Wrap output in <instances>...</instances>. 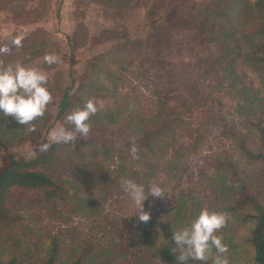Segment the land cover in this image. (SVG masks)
<instances>
[{"label": "trees", "instance_id": "1", "mask_svg": "<svg viewBox=\"0 0 264 264\" xmlns=\"http://www.w3.org/2000/svg\"><path fill=\"white\" fill-rule=\"evenodd\" d=\"M22 1L27 0H0V10ZM47 1L37 0L29 12L49 7ZM131 1L79 0L83 5L100 4L117 16ZM143 1L147 14L158 10L165 19L162 25L152 24V33L145 38L148 45L166 49L173 30L182 28L202 31L204 43L216 47L215 56L195 58L199 66L192 73L204 90L216 87L206 103L224 95L229 99L236 125L226 124L218 131L225 147L214 151L205 138V127L189 123L206 115L198 106L179 100L171 107L168 93L157 87L154 109L143 114L136 97L120 93L121 75L149 58L144 45L129 38L120 24L112 33V43L85 60L83 70L68 84L62 86L61 70L53 64L46 87L55 92V111L52 119L47 108L42 118L33 121L35 132L0 113L4 154L0 264H180L171 251L172 231L190 225L203 208L229 217L216 233L228 246L229 264H245L232 251L235 233L231 230L239 226H244L241 241L246 263L264 264V208L238 169L242 159L264 171V0H181L176 1V9L170 0ZM76 26L71 34H61L70 65L77 62L73 47L85 41L83 26L80 22ZM47 34L42 27L21 34L23 47L38 54L53 53L46 51L53 44ZM76 38L79 41L74 43ZM24 54H0V60L24 62ZM89 98L99 109L89 120L91 130L101 132L89 134L86 140L78 136L74 143H52L46 152H38L40 144L49 142L44 137L48 131ZM184 137L193 139L185 148L178 144ZM22 141L37 144L30 149L36 152L34 157L11 152V146ZM132 144L137 148L135 159ZM195 154H201V161L190 174ZM125 178L144 185L146 192L152 183L164 185L163 198L148 195L143 203L149 222L135 216L137 209L121 188ZM127 200L132 203L130 211L115 219L112 214ZM11 240L13 251L6 250ZM39 246H44L42 255L31 259L32 248ZM215 255L213 248L207 262L187 264H212Z\"/></svg>", "mask_w": 264, "mask_h": 264}, {"label": "rangeland", "instance_id": "2", "mask_svg": "<svg viewBox=\"0 0 264 264\" xmlns=\"http://www.w3.org/2000/svg\"><path fill=\"white\" fill-rule=\"evenodd\" d=\"M36 1L27 0L12 3L5 9L0 10V43L8 44L11 49L10 52L1 54L2 56L18 55L22 51L25 53L23 57L25 61L22 62L23 64L26 66H34L45 72L49 77L53 71V65L49 66L43 62V55L47 52L38 54L35 51L31 52L29 46L16 48L12 45V40L16 35L30 32L37 27H42L50 32L51 35L47 34V36L53 42V44H48L49 46L46 51L50 50L61 57L62 62L54 64L53 67H58L61 70V84L63 86L68 84L76 74H79L83 70L85 60L91 58L112 43L111 37L113 31L118 29L120 24H124L126 27L125 32H127L129 38L144 45L143 51H146L149 58L143 66H136L137 64L134 63V66L121 75L120 93L122 95L136 97L140 111L143 114H150L154 109L155 90L157 87L163 89L165 94L168 93L166 95L168 98H166L171 107H175L179 100L186 101L190 107L195 108L198 106L199 109H203L206 115L203 118H191L189 123L199 128L205 127V138L214 151L225 147L218 131L223 125H236L235 114L230 108L229 99L224 95L225 98L219 96V98H215L212 104L206 103L207 97L212 95L214 91L216 92V87L210 85L204 90L197 84L198 81L193 78L194 75L192 73L198 69V61L194 63L198 55L201 57H212L209 55L217 53V49L215 51L213 49L216 48L214 45L212 47L206 42V44L204 43L205 37L202 31L194 29L187 31L182 28H176L167 40V48L161 50L152 47V45H148L145 38L152 33V24L162 25L165 19L158 10L147 14L146 2L143 0H132L125 8L122 16L113 14L100 4L91 2L83 5L79 0H49L47 1L49 7L29 12L34 7ZM170 1L171 6L176 9L178 6L176 1L181 0ZM79 22L83 26L85 41L73 47V55L77 59V62L70 65L68 62L66 43L61 34H71L77 28L76 25ZM78 41L79 39L76 38L74 43ZM247 75L251 77L249 73ZM252 83L254 86L257 85L254 79ZM50 92L53 96V102L48 106V115L52 119L55 111V92ZM94 132L101 131L91 130L89 134ZM44 137H47V134ZM125 139L131 140L129 138ZM192 140L190 137H184L178 141V144L185 148L190 145ZM36 146L37 144L33 145L28 141H22L14 143L11 146V152L19 157L26 158L28 157L30 149L36 148ZM3 156L4 154L0 150V165L4 159ZM200 161L201 154H195L191 157L189 164L190 174L195 173V167ZM238 163V169L243 173L247 189L257 198L258 203L264 208V171L256 164H249L245 160L242 161V159ZM163 186L162 184L161 187L163 188ZM131 206L132 203L128 200L120 203L118 210L114 212L116 214L113 213L112 215L115 219H118L122 215H126L130 211ZM243 227L239 226L235 230H231V232L233 231L235 233L233 236L234 239H232V251L242 258L243 263L247 264L246 256H244L245 246L241 241L244 235ZM9 238L11 237H7V240ZM12 241H4V243L6 242V250L13 251L12 244L14 242ZM235 243L238 244V247H236ZM43 247L39 246L38 249L32 248L31 259L34 260L40 254L42 255Z\"/></svg>", "mask_w": 264, "mask_h": 264}, {"label": "clouds", "instance_id": "3", "mask_svg": "<svg viewBox=\"0 0 264 264\" xmlns=\"http://www.w3.org/2000/svg\"><path fill=\"white\" fill-rule=\"evenodd\" d=\"M23 35L16 36L12 45L16 48L23 47ZM8 44L0 43V54L10 52ZM43 62L48 65L61 63V57L55 53H46ZM48 75L34 66H26L20 61L5 64L0 60V113L3 116H11L19 125L26 126L29 133L36 131L33 121L42 118L48 105L53 102V96L46 87ZM97 102L89 98L83 107H74L64 117V123L52 127L47 133L48 143L39 145L38 152L44 153L52 143L69 144L77 141V138L86 140L91 132L89 120L98 112ZM70 125L71 128L65 127ZM137 148L132 144L130 153L136 156ZM35 151H29L28 156L34 157ZM121 188L133 202L137 209L136 217L140 222L150 221V213L143 209V203L148 195L153 198H163L164 190L156 183L148 186L147 192L144 185L137 184L131 179H123ZM229 217L226 213L210 211L203 208L199 215L191 221L190 225L172 231L171 240L174 247L176 261L187 264L194 260L207 262L215 248L216 255L212 264H229L227 257L228 246L223 243L222 236L216 233L226 226Z\"/></svg>", "mask_w": 264, "mask_h": 264}]
</instances>
